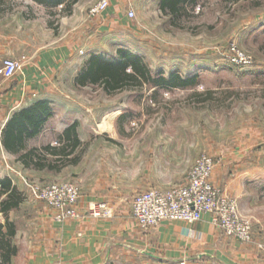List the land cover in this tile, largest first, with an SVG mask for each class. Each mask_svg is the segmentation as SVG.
I'll return each mask as SVG.
<instances>
[{
    "label": "rangeland",
    "instance_id": "obj_1",
    "mask_svg": "<svg viewBox=\"0 0 264 264\" xmlns=\"http://www.w3.org/2000/svg\"><path fill=\"white\" fill-rule=\"evenodd\" d=\"M68 1L5 0L1 7L2 31L14 30L16 14L23 13L19 38L25 41L26 55L47 45L82 43L76 46L80 59L75 57L62 69L60 83L52 95L45 96L77 120L90 141L76 170L34 172L0 159V173L24 181L25 200L8 214L17 236L29 234L37 211L52 219L44 203L29 193L28 185L73 183L80 190L69 175H86L89 165L100 167L103 178H126L128 173L120 170L130 167L128 158L133 156L138 159V171L151 168L154 183L163 184L151 187L167 189L182 184L194 161L206 154L214 161L211 176L216 170L240 180L238 200L244 209L239 214L249 223L252 239L264 256V0H188L174 21L161 9L160 0H109L101 12L107 16L99 37L103 47L95 51L98 55L108 59L117 49H126L152 73L193 79L186 87L144 84L111 93L100 86L72 83L92 54L86 56L82 41L94 27L91 18L97 14L91 15L90 9L98 0H76L69 13L63 11ZM130 9L133 18L127 16ZM114 264H145V260L137 255Z\"/></svg>",
    "mask_w": 264,
    "mask_h": 264
},
{
    "label": "crops",
    "instance_id": "obj_2",
    "mask_svg": "<svg viewBox=\"0 0 264 264\" xmlns=\"http://www.w3.org/2000/svg\"><path fill=\"white\" fill-rule=\"evenodd\" d=\"M4 4L5 0H0V21L4 18V12L1 10ZM16 15L17 23L14 30L11 32L0 30V58L11 57L21 63L20 69L11 79L0 78V159L3 163H14L22 169H28L18 161L19 152L13 153L3 145L2 129L14 113L35 102L47 101L49 115L37 129L32 131H35L32 136L22 140L19 151L32 147H59L58 138L75 122L80 145L66 158L77 156V161L75 163L65 161V164L58 169L47 171L59 173L69 167L76 170L83 162L90 141L82 134V125L77 120L71 119L67 111L55 108L45 95L53 94L55 85L60 83L61 79L58 75L62 69L69 66L76 58L80 59L76 54L79 47L76 46L78 44L81 46L82 43L73 45L69 42H61L40 47L32 55H26L23 53L25 41L19 38L23 33L24 15L19 12ZM106 16V13H100L91 18L95 22L94 27L87 34L85 33L82 41L86 43L83 47L86 56H89L91 51V55H98L97 52L102 49V44L99 47V37L103 34ZM87 39H90L89 43L86 42ZM80 66L81 64L76 70L80 69ZM72 83L80 86L74 82V78ZM61 114L64 118L59 120ZM49 158L54 159V156ZM128 160L132 166L120 170L122 174L128 173L126 178L124 175L103 178L100 175V167L95 168L90 165L86 175L79 172L69 175L70 179L77 181L81 188V197L77 205V210L81 214L80 219L59 223L45 213L37 211V217L31 223L32 229L29 234L17 236L16 224L8 215V222L14 228V235L10 238L9 244L15 252L9 256L7 264H114L121 260H130L137 255L143 256L145 264H204L209 260L217 264L261 263L264 256L255 240L242 243L226 236L211 223V217L207 213L203 214L200 220L192 223L162 221L154 227L140 229L131 216L132 198L130 197L136 195L137 191L153 188L151 187L153 184L158 187L163 184L154 183L151 168L142 167L138 171L136 157H129ZM5 177L9 178L11 185L22 193L23 203L25 199L22 182L24 181L0 173V179ZM211 182L219 187L223 194L236 198L240 211L244 209L241 201L238 200V197L242 196V190L239 188L240 180L234 181L227 172L218 174L214 170ZM100 203L111 208V217L90 215V208ZM250 203L248 200L247 208L251 206ZM0 215L3 220L0 221V225L4 226L5 218L1 212Z\"/></svg>",
    "mask_w": 264,
    "mask_h": 264
},
{
    "label": "built area",
    "instance_id": "obj_3",
    "mask_svg": "<svg viewBox=\"0 0 264 264\" xmlns=\"http://www.w3.org/2000/svg\"><path fill=\"white\" fill-rule=\"evenodd\" d=\"M109 0H98L90 9L91 15L101 13ZM127 16L133 18L134 12L128 10ZM20 61L0 58V78L9 79L20 69ZM214 161L209 155H200L189 169L185 181L167 189L148 188L131 199V216L140 229L154 227L162 221L196 222L207 213L211 223L226 236L239 242H251V230L247 221L239 214L234 198L223 194L211 182ZM31 195L51 211L52 220L65 222L79 218L77 204L80 190L73 183L28 185ZM94 217H111L112 210L104 203L89 210ZM183 264V263H181ZM264 264V257L261 263Z\"/></svg>",
    "mask_w": 264,
    "mask_h": 264
},
{
    "label": "trees",
    "instance_id": "obj_4",
    "mask_svg": "<svg viewBox=\"0 0 264 264\" xmlns=\"http://www.w3.org/2000/svg\"><path fill=\"white\" fill-rule=\"evenodd\" d=\"M47 4L51 0H35ZM188 0H160V7L168 11L172 20L181 14L182 5ZM76 0H69L63 11L70 12ZM130 69L129 71L127 69ZM193 79L184 78L176 73L163 76L161 72L152 73L142 59L126 49H117L112 58L105 59L102 55H91L75 79L76 84L100 86L106 93L120 91L126 88L141 87L144 84L159 87L173 88L186 87ZM49 115L47 101L35 102L26 108L14 113L2 129V143L7 150L18 153V161L24 168L36 170H53L63 166L65 161L75 163L77 156L67 159L79 145L75 122L67 127L58 138L59 147L43 146L21 149L22 140L32 136ZM49 156H54L50 159ZM56 157V158H55ZM23 201V195L15 186L11 185L9 178L0 179V212L5 218L4 226L0 225V263L7 264L9 256L14 254L9 242L14 235V228L8 222V213L17 209ZM3 228L6 232L3 233Z\"/></svg>",
    "mask_w": 264,
    "mask_h": 264
}]
</instances>
